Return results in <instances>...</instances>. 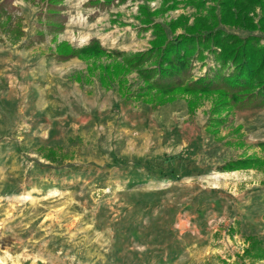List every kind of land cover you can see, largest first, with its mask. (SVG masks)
Masks as SVG:
<instances>
[{
	"label": "rangeland",
	"instance_id": "374dc122",
	"mask_svg": "<svg viewBox=\"0 0 264 264\" xmlns=\"http://www.w3.org/2000/svg\"><path fill=\"white\" fill-rule=\"evenodd\" d=\"M87 1L64 0L68 18L56 41L81 46L95 37L126 53L146 49L152 38L151 30H144L140 4L160 9L153 21L166 25L179 15L191 22L215 3L125 0L100 9ZM174 1L176 8H169ZM12 5L10 17L0 11L2 264H264L244 253L249 244L244 231L264 244V197L245 196L258 182L264 187V170L219 168L241 156L264 157L258 146L264 141V106L224 112L213 132L210 100L193 113L183 97L156 106L123 101L116 84L105 89L97 77L76 81V74H86V62L49 55L55 42L37 20L38 6L26 0ZM16 25L24 32L18 39L11 30ZM41 30L45 39L37 42ZM203 55L193 59V78L220 67L213 52ZM28 56L27 66L22 62ZM12 61L21 64L14 69ZM127 78L132 89L142 84L136 71ZM48 148L56 152L52 161L45 157ZM173 157L202 165L192 178L177 179L209 193L200 201L201 227L208 232L202 247L194 245L192 228L177 219L180 213L195 214L177 201L198 197H172L176 185L165 165ZM152 189L165 192L154 197ZM235 202L245 205L242 225Z\"/></svg>",
	"mask_w": 264,
	"mask_h": 264
},
{
	"label": "trees",
	"instance_id": "16d2710c",
	"mask_svg": "<svg viewBox=\"0 0 264 264\" xmlns=\"http://www.w3.org/2000/svg\"><path fill=\"white\" fill-rule=\"evenodd\" d=\"M26 1L39 7L37 20L55 42L49 55L57 61L78 58L86 62V74L75 76L78 82L89 83L91 78L97 77L105 89L116 84L123 101H142L152 106L183 97L189 113H193L204 100H210L208 127L213 132H217L218 125L224 121V112L228 113L234 107L264 106V42H261L264 40V0H214L207 14L196 15L191 22L188 17L179 15L166 25L153 21L160 9L152 10L148 5L140 4L138 11L145 24L144 30L150 29L152 38L146 49L133 53L108 49L95 37L81 46H74L66 40L56 41L68 18L64 13V0ZM190 1L198 4L203 0ZM12 2L1 0L0 11L9 16L15 9ZM123 2L125 0L87 1L89 6L100 9ZM177 3L174 1L169 8H176ZM227 28H240L247 33L241 35ZM11 30L16 39L24 34L19 25ZM44 30L36 33L35 41L45 39ZM205 50L215 54L220 67L212 74L205 72L193 78V59H203ZM226 66L232 67V71L223 72ZM133 71L138 73L142 84L132 89L127 76ZM258 146L264 151V142H259ZM55 156V149L48 148L45 157L52 161ZM219 168L224 171L264 170V157L241 156L226 161ZM247 240L245 255L251 259H264L261 240L255 235L247 236Z\"/></svg>",
	"mask_w": 264,
	"mask_h": 264
},
{
	"label": "crops",
	"instance_id": "0c3cea01",
	"mask_svg": "<svg viewBox=\"0 0 264 264\" xmlns=\"http://www.w3.org/2000/svg\"><path fill=\"white\" fill-rule=\"evenodd\" d=\"M6 53L11 55L12 58H13V56H15L13 54V51L6 52ZM18 53L19 52H17V54ZM11 64H12V67L15 69V67L19 66L21 63L19 61H12ZM22 64H24V65L26 64L27 66L31 65L32 62L30 60V56L27 57V61L26 62L23 60ZM236 127H240V126L237 125ZM263 136H264V134H263ZM260 139L264 140V137H262ZM260 142H264V141H260ZM175 158H176V156H175ZM175 158L174 157H173V159L171 158L172 161H169L170 163L165 165V166H167L168 170L170 171L169 178H171L174 181L173 184L176 185L175 189L173 191H171L172 197H198V199L196 198L195 201H192L191 199L184 200V201L183 200L182 201H177V205L178 204L182 205L181 208H185V209H190L191 208L196 214V215L192 214L189 217H187L184 213H180L177 216V219L179 220V225L184 223L187 226L186 228H190V227L192 228L191 229V233L195 235V243H194V245H198V247H202V245H204L206 240L208 239V238L205 237V234H207L208 232L205 231V229L201 227L203 222L200 221V220H202V217L199 216V215H201L202 212L205 211V209L202 210V208H201L202 206H201L200 201H203L204 199L208 198L209 196L207 194H209V193H208L207 189H205V187H203L201 185H199V186L195 185L196 186L195 187L193 184H190L188 182H186V183L185 182L184 183H177L178 182L177 179H179V177L181 178L183 176H187V177H191L192 178V176H190V175H193V172H196L198 170V168L202 167V165L196 167L195 165H193L194 161H189V159H187V158L184 159V161H177L176 160L177 158L176 159ZM253 180H256V179H253ZM179 185H181V186L179 187ZM257 186H260L259 182H258ZM257 186L255 188L251 189L248 192L249 195L246 194L245 196L246 197H260V199L263 198L264 197V187H257ZM212 190L216 192V188H213ZM164 192L165 191L153 190L152 192L150 191V194L154 195V197H159V194H162ZM243 194H245V193H243ZM233 196H235V194ZM215 197H223V196H215ZM204 204H206V202ZM234 206L235 207H233V206L232 207L235 208V211H236L235 213L236 214L238 213V216L240 218L239 219V224L242 225L243 224V222H242L243 219L242 218L246 214L242 213L241 210H243L242 208H244L245 205H240L239 206L235 202ZM242 214H244V215H242ZM181 215L183 217L185 216V219H182ZM244 223H246L245 219H244ZM258 223L259 222L255 223V224H258ZM188 225H189V227H188ZM259 225L261 226V222L259 223ZM242 230H244V229H241V231ZM244 234L245 235H250L246 231H244Z\"/></svg>",
	"mask_w": 264,
	"mask_h": 264
},
{
	"label": "bare ground",
	"instance_id": "6f19581e",
	"mask_svg": "<svg viewBox=\"0 0 264 264\" xmlns=\"http://www.w3.org/2000/svg\"><path fill=\"white\" fill-rule=\"evenodd\" d=\"M0 264H2L1 258H0Z\"/></svg>",
	"mask_w": 264,
	"mask_h": 264
}]
</instances>
